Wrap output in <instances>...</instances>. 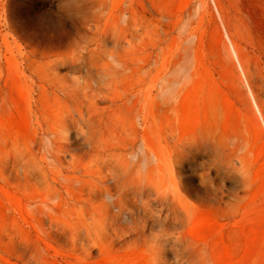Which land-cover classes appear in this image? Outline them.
I'll return each instance as SVG.
<instances>
[{
	"label": "rangeland",
	"instance_id": "1",
	"mask_svg": "<svg viewBox=\"0 0 264 264\" xmlns=\"http://www.w3.org/2000/svg\"><path fill=\"white\" fill-rule=\"evenodd\" d=\"M255 27V0H0V264H264Z\"/></svg>",
	"mask_w": 264,
	"mask_h": 264
},
{
	"label": "bare ground",
	"instance_id": "2",
	"mask_svg": "<svg viewBox=\"0 0 264 264\" xmlns=\"http://www.w3.org/2000/svg\"><path fill=\"white\" fill-rule=\"evenodd\" d=\"M256 1V3L260 6V9L262 10V11H264V0H255ZM222 5V4H221ZM240 30L242 29V28H244L243 27V25H238L237 26ZM252 35L254 36V38H255V40H256V43H257V45L259 46V48H260V50H261V52H262V54H263V56H264V33L262 32V30L260 29V28H256L255 27V29L254 30H252ZM232 49H233V52L235 53V55H236V50H235V48L232 46ZM237 56V55H236ZM165 87V86H164ZM161 92V91H160ZM161 95V94H160ZM167 95V94H166ZM169 95V94H168ZM162 96H164L163 94H162ZM166 97V96H165ZM170 97H171V95H170ZM163 98V97H162ZM167 98L168 97H166V101L169 103V101L167 100ZM173 98V97H172ZM171 98V99H172ZM163 100H164V98H163ZM164 102V101H163ZM171 102V101H170ZM165 103V102H164ZM164 103L162 104V105H164ZM160 105H161V102H160ZM168 105V104H167ZM167 105H165V106H167ZM164 106V107H165ZM257 108H258V111L259 112H262V110H260V107L257 105ZM264 119V118H263ZM204 129V128H203ZM209 129H211V128H209ZM212 131V130H211ZM201 132V131H200ZM213 132V131H212ZM206 134H207V131H206ZM214 134V133H213ZM208 136L210 135V134H207ZM198 136H199V133H198ZM210 136H213L212 134L210 135ZM232 136V135H231ZM203 137H204V135H203ZM214 137H215V135H214ZM218 137V136H217ZM237 137V136H236ZM183 137H181V139H182ZM209 138V137H208ZM202 139V138H201ZM210 139V138H209ZM211 139H212V137H211ZM218 139V138H217ZM220 139V138H219ZM218 139V140H219ZM237 139H238V137H237ZM212 140H214V139H212ZM210 141V140H209ZM222 141V140H221ZM235 141H236V139H235ZM238 141V140H237ZM181 142V141H180ZM179 142V143H180ZM219 142V141H218ZM152 143V142H151ZM177 143H178V141H177ZM209 143H212V142H209ZM234 143V142H233ZM144 146H145V148H144V150H142L143 151V154L146 156V157H148V159H149V155H150V153L151 152H154L153 150H152V146L149 144V146H148V144H147V142H145L144 143ZM154 146V145H153ZM179 147H180V145H179ZM181 147H182V145H181ZM183 148V147H182ZM182 148H181V150H182ZM240 148V147H239ZM239 148H238V150H239ZM194 149V148H193ZM192 149V150H193ZM154 150H156V149H154ZM190 150V149H189ZM186 151V150H185ZM187 152V151H186ZM158 154V153H157ZM188 154V153H187ZM151 155H153V153L151 154ZM155 156V155H154ZM157 156H159V155H157Z\"/></svg>",
	"mask_w": 264,
	"mask_h": 264
}]
</instances>
